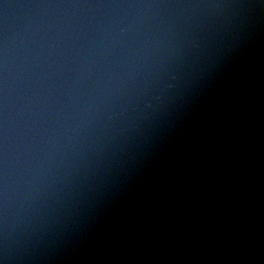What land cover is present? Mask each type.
Instances as JSON below:
<instances>
[{
    "label": "clouds",
    "instance_id": "obj_1",
    "mask_svg": "<svg viewBox=\"0 0 264 264\" xmlns=\"http://www.w3.org/2000/svg\"><path fill=\"white\" fill-rule=\"evenodd\" d=\"M262 192L264 188L257 184L239 195L225 226L203 242L166 231L144 257L145 264H264Z\"/></svg>",
    "mask_w": 264,
    "mask_h": 264
},
{
    "label": "snow or ice",
    "instance_id": "obj_2",
    "mask_svg": "<svg viewBox=\"0 0 264 264\" xmlns=\"http://www.w3.org/2000/svg\"><path fill=\"white\" fill-rule=\"evenodd\" d=\"M262 2H264V0H262ZM231 213V209H225L219 215L214 214L213 217H210L204 221L205 225H211L212 228L208 238L214 237L218 233V231L225 226L230 218ZM0 264H5V261L0 260Z\"/></svg>",
    "mask_w": 264,
    "mask_h": 264
},
{
    "label": "bare ground",
    "instance_id": "obj_3",
    "mask_svg": "<svg viewBox=\"0 0 264 264\" xmlns=\"http://www.w3.org/2000/svg\"><path fill=\"white\" fill-rule=\"evenodd\" d=\"M188 163L191 164V165H193L194 168H195V170H196V162H194V161L193 162L192 161H188ZM107 167H108V169L111 168L109 165ZM108 182H113V181L108 180L106 183H108ZM106 183H104L103 185L97 187L99 191L96 192L95 195H96V198L99 201H102L103 199L106 198V195H105V191H106L105 184Z\"/></svg>",
    "mask_w": 264,
    "mask_h": 264
},
{
    "label": "water",
    "instance_id": "obj_4",
    "mask_svg": "<svg viewBox=\"0 0 264 264\" xmlns=\"http://www.w3.org/2000/svg\"><path fill=\"white\" fill-rule=\"evenodd\" d=\"M256 2H258V1H256ZM259 3V2H258ZM259 4H261V3H259ZM264 4V3H263Z\"/></svg>",
    "mask_w": 264,
    "mask_h": 264
}]
</instances>
